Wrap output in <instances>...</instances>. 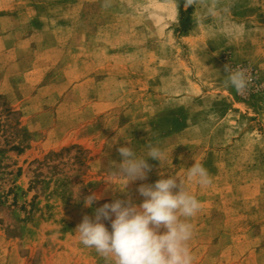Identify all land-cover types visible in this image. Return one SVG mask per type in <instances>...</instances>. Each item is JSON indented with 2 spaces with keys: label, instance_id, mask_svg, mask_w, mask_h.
I'll use <instances>...</instances> for the list:
<instances>
[{
  "label": "rangeland",
  "instance_id": "374dc122",
  "mask_svg": "<svg viewBox=\"0 0 264 264\" xmlns=\"http://www.w3.org/2000/svg\"><path fill=\"white\" fill-rule=\"evenodd\" d=\"M185 3L0 0V264H105L75 228L140 204L161 172L200 201L194 264H264V0ZM225 65L246 71L244 93ZM120 146H158L169 167L149 159L126 191L109 175ZM195 160L209 185L188 179Z\"/></svg>",
  "mask_w": 264,
  "mask_h": 264
},
{
  "label": "clouds",
  "instance_id": "9594fccd",
  "mask_svg": "<svg viewBox=\"0 0 264 264\" xmlns=\"http://www.w3.org/2000/svg\"><path fill=\"white\" fill-rule=\"evenodd\" d=\"M189 3L186 0L185 7ZM226 83L238 94L249 86V78L243 69L225 65ZM128 145L132 142L126 140ZM122 157L112 164L109 175L130 182L145 180L151 171L149 159L158 160L162 167H169L162 148L149 146L146 155H139L133 146H120ZM188 179L200 186L211 183L208 171L197 161L187 168ZM161 177L155 183L140 184L137 191L144 199L135 204L131 199H115L94 209V217L85 215L75 228L79 242L94 249L105 264H194L189 248L193 226L189 218L195 216L201 204L190 194L184 180L177 175ZM122 191L113 180H105ZM178 189V190H177ZM76 197H79L76 195ZM102 197L93 193L84 199L85 207L92 208ZM111 221V230L102 221ZM163 229V231H161Z\"/></svg>",
  "mask_w": 264,
  "mask_h": 264
},
{
  "label": "trees",
  "instance_id": "16d2710c",
  "mask_svg": "<svg viewBox=\"0 0 264 264\" xmlns=\"http://www.w3.org/2000/svg\"><path fill=\"white\" fill-rule=\"evenodd\" d=\"M183 15V14H182ZM2 98H1V96H0V100H1ZM4 105H5V103H4ZM7 121H9V120H7ZM3 132V134L5 133V130H3L2 131ZM13 150H16V151H18L19 150V148L18 147H13Z\"/></svg>",
  "mask_w": 264,
  "mask_h": 264
}]
</instances>
